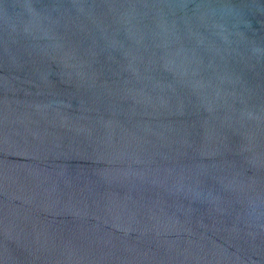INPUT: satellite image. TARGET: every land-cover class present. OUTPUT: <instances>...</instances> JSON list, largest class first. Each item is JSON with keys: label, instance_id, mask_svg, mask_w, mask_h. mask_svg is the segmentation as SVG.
Segmentation results:
<instances>
[{"label": "water", "instance_id": "1", "mask_svg": "<svg viewBox=\"0 0 264 264\" xmlns=\"http://www.w3.org/2000/svg\"><path fill=\"white\" fill-rule=\"evenodd\" d=\"M0 264H264V0H0Z\"/></svg>", "mask_w": 264, "mask_h": 264}]
</instances>
